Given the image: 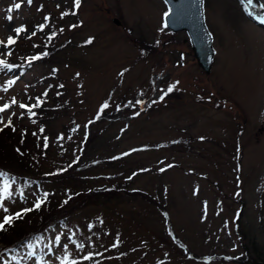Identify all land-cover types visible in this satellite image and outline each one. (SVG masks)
Listing matches in <instances>:
<instances>
[{
	"label": "rangeland",
	"instance_id": "obj_1",
	"mask_svg": "<svg viewBox=\"0 0 264 264\" xmlns=\"http://www.w3.org/2000/svg\"><path fill=\"white\" fill-rule=\"evenodd\" d=\"M165 11L160 0H0V167L37 163L36 181L0 179V219L37 188L145 195L71 214L0 264H264V31L235 0H203L204 76ZM35 107L46 110L29 120ZM87 137L67 178L42 183Z\"/></svg>",
	"mask_w": 264,
	"mask_h": 264
},
{
	"label": "trees",
	"instance_id": "obj_2",
	"mask_svg": "<svg viewBox=\"0 0 264 264\" xmlns=\"http://www.w3.org/2000/svg\"><path fill=\"white\" fill-rule=\"evenodd\" d=\"M3 66L4 65H1V67ZM7 69L8 67L0 70V77L8 76V74H6ZM45 110V108L35 107L34 111H37L39 113L28 114L27 117L29 118V120L37 119L40 117V113H43ZM89 126L90 125H88L87 128ZM89 142L90 139L89 137H87L85 143L78 152V155L75 154L74 163L65 167V171L54 173L52 175H49L48 177H40L42 183L50 186L54 185L55 182L64 181L67 178L64 177L65 174L71 171L76 166V164L79 163V159L82 156L83 149ZM36 164L37 163L21 159L20 162L17 163L19 168L16 170L10 169L9 166L7 167L5 164H3L4 167H0V179L12 183L23 182L25 181V179H32L34 178V175L31 171L34 170L33 166ZM17 179L19 180L16 181ZM121 195L130 198H143L145 196L140 191H127L124 189L111 188L91 191L87 190V192L84 191L75 194L67 192L65 196L58 197L55 196L50 190H45V188H37L30 194L28 198L29 200L22 202L23 204L21 203L15 206V209H17L18 207L20 208L15 210L14 212H11V216L13 217H16V214L20 213V218L13 219L10 225H5L4 229L0 230V245L2 246L0 252L15 250L18 247L27 244L33 238L38 237L46 230L53 228L56 224L65 223V221L63 220L65 217L67 218V216L69 217L71 214L78 213L91 206H95V204H98L99 202L100 205H102L106 201H111L112 199H114V197ZM4 196H6V194ZM37 204L40 205L39 208L36 207ZM26 209L31 210L25 211ZM3 221L4 217L0 219V223H3ZM95 224H99V226L102 227L99 233L96 234L97 238L98 236H100L101 240L106 239L108 235H106L105 231H109V226L106 223L102 224L101 222H95ZM91 228L92 227H90L89 230H91ZM115 237L116 239H118V236ZM114 240L112 244H110L111 248H117L119 245L124 243V241L120 239L115 241ZM116 241H118V243ZM80 248L77 247L76 249L79 250ZM86 248L84 249V251L90 250L88 247ZM82 250L83 248L80 249V251Z\"/></svg>",
	"mask_w": 264,
	"mask_h": 264
},
{
	"label": "water",
	"instance_id": "obj_3",
	"mask_svg": "<svg viewBox=\"0 0 264 264\" xmlns=\"http://www.w3.org/2000/svg\"><path fill=\"white\" fill-rule=\"evenodd\" d=\"M161 1L166 8L163 26L172 33H185L196 66L204 75H208L214 52L211 37L203 22L202 0ZM246 15L252 22L264 28V23L260 22V18L248 12ZM113 22L117 24L116 21Z\"/></svg>",
	"mask_w": 264,
	"mask_h": 264
},
{
	"label": "snow or ice",
	"instance_id": "obj_4",
	"mask_svg": "<svg viewBox=\"0 0 264 264\" xmlns=\"http://www.w3.org/2000/svg\"><path fill=\"white\" fill-rule=\"evenodd\" d=\"M28 2L31 3V0H28ZM249 2H251V0H249ZM76 4H77V6L79 5V0H76ZM15 7L16 8H19L20 7V4H16ZM261 7L264 8V5H261ZM260 22L261 23H264V18H261ZM16 31L17 32H20L21 29H16ZM9 42L10 43L12 42L11 41V38H10ZM0 63H2V62H0ZM169 91H171V88L169 89ZM161 99H163V97H161ZM21 107H25V105H21ZM105 107H106V105H105ZM0 111H3V109H0ZM39 206H40L39 204L36 205L37 208H39ZM6 210L7 209H5V211ZM30 210L31 209H26L25 211H30ZM20 215H21L20 213H17L16 214V217H13V216H5L3 223H0V230L4 229L5 225H10L12 223L13 219L20 218Z\"/></svg>",
	"mask_w": 264,
	"mask_h": 264
},
{
	"label": "bare ground",
	"instance_id": "obj_5",
	"mask_svg": "<svg viewBox=\"0 0 264 264\" xmlns=\"http://www.w3.org/2000/svg\"><path fill=\"white\" fill-rule=\"evenodd\" d=\"M254 1L258 2V4L260 5V9L259 11H254L251 7V3H253ZM248 4L250 5V10H251V13L255 12L258 16L261 18H264V8L261 7V5H264V0H251V2L248 1Z\"/></svg>",
	"mask_w": 264,
	"mask_h": 264
}]
</instances>
